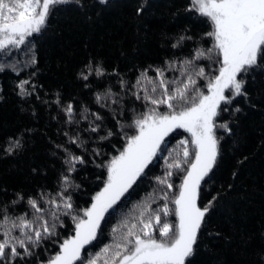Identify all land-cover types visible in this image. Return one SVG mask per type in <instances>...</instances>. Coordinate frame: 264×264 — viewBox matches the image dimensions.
I'll return each mask as SVG.
<instances>
[{"label": "snow or ice", "instance_id": "1", "mask_svg": "<svg viewBox=\"0 0 264 264\" xmlns=\"http://www.w3.org/2000/svg\"><path fill=\"white\" fill-rule=\"evenodd\" d=\"M119 2L0 0V52L5 54L0 73L15 74V92L22 101L55 105L53 119L59 127L49 144L51 156L60 161L51 186L11 192L0 186V264H195L209 221L249 159L237 156L229 182L215 186L222 141L238 143L240 114L256 106L249 86L257 75L264 76V0H188L174 15L190 13L196 22L210 25L209 30L199 38L190 27L162 34L161 47L169 50L158 62L133 65L134 79L89 55L75 79L80 92L92 96L95 110L77 95L65 97L58 91L54 100L48 93L41 96L33 41L61 12L92 22ZM132 7L134 17L142 18L150 0H132ZM25 46L27 59L21 67L11 62L14 53L9 50ZM257 96L264 102V93ZM32 116H37L34 110ZM37 131L22 125L4 138L0 151L19 155ZM174 133L187 137L169 148ZM118 139L123 140L120 147L115 146ZM108 146L116 154L109 155ZM160 160L162 172L155 174ZM88 163L101 170L100 184L81 206L74 198L81 189L75 177ZM32 171L47 175L42 168ZM145 180L152 181V191L134 203L129 218L110 228L111 241L93 253L108 219L128 206ZM207 234L223 236L219 231ZM49 244L58 251L44 260L41 249L46 252ZM257 256V264H264V250Z\"/></svg>", "mask_w": 264, "mask_h": 264}, {"label": "trees", "instance_id": "2", "mask_svg": "<svg viewBox=\"0 0 264 264\" xmlns=\"http://www.w3.org/2000/svg\"><path fill=\"white\" fill-rule=\"evenodd\" d=\"M187 2L150 0L148 14L139 19L133 15L132 0H120L110 12L92 22L83 20L73 12L59 13L50 21L43 36L33 41L34 54L38 60L36 79L43 85L41 96L48 93V98L54 100V94L58 91L65 97L77 95L80 102L91 105L95 110L92 96L80 92L75 79L82 62L92 55L103 59L110 70L118 66L121 72H127L134 79V73L130 71L133 65L146 66L158 62L164 52L169 50L161 47L162 34L172 36L190 27L192 34L199 38L198 34L209 30L210 25L196 22L190 13L180 11L174 15ZM210 46V42L204 44V47ZM2 54L0 52V63H4ZM18 66L22 67L23 62L18 63ZM16 80L17 77L10 71L0 73V147L5 137L24 124L34 126L38 131L19 155L5 156L0 151V186L7 187L9 192L14 189L29 191L40 184L51 186L55 183L54 178L60 167V161L50 154L49 144L50 139H56L59 127L57 120L53 119L57 117L55 105L49 106L34 99L22 101L15 92ZM249 91L256 106L245 108L240 114L236 127L238 143L234 144L232 139L227 138L222 141L223 157L219 169L215 171V186L229 182L237 156L246 154L249 159L240 169L234 181L235 187L223 197L221 207L209 221L200 241L195 264H257V253L264 250V236L261 235L264 232V146H261V141H264V102L257 96V93H264V76L257 75L256 83L250 84ZM33 110L37 113L35 118L32 116ZM173 136L175 139L169 137L172 141L169 148L175 146L177 140L186 138L187 134L176 136L174 133ZM122 144L123 140L118 139L115 146L120 147ZM105 150L109 155L116 154L115 148L111 146ZM163 165L164 161L160 160L153 172L161 174ZM33 168H42L47 175H37L33 173ZM100 172L94 164L88 163L76 175L75 183L80 184L81 189L74 193V198L81 206H85V201L98 190L100 181L97 176ZM151 184L152 181L145 180L132 193L128 206L119 215L108 219L101 244L92 249L93 253L111 241L110 228L133 214L129 209L133 208L134 203L138 204L146 192L152 191ZM216 231L223 233V236L207 234ZM47 248L46 252L41 249L44 260L58 251L56 245L49 244Z\"/></svg>", "mask_w": 264, "mask_h": 264}, {"label": "rangeland", "instance_id": "3", "mask_svg": "<svg viewBox=\"0 0 264 264\" xmlns=\"http://www.w3.org/2000/svg\"><path fill=\"white\" fill-rule=\"evenodd\" d=\"M10 52L14 53V55L11 56V62H15V63H20V62H24L26 61L27 59V56H26V46L25 47H22L21 49L17 50V49H10L9 50ZM3 53V52H2ZM4 53L2 54V57H3V62L4 61Z\"/></svg>", "mask_w": 264, "mask_h": 264}]
</instances>
